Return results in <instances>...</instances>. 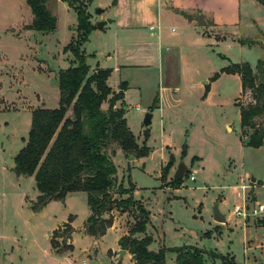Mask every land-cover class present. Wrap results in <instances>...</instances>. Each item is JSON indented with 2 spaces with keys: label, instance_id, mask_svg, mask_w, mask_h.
<instances>
[{
  "label": "rangeland",
  "instance_id": "obj_1",
  "mask_svg": "<svg viewBox=\"0 0 264 264\" xmlns=\"http://www.w3.org/2000/svg\"><path fill=\"white\" fill-rule=\"evenodd\" d=\"M48 5L57 21L53 31L43 32L28 27L25 0H0V264H137L127 249L118 250L119 236L133 222L129 211L113 209L106 232L89 235L83 226L90 212L86 191L67 192L34 210L33 176L12 169L31 111L58 105L57 70L73 58L64 47L76 33V12L67 0ZM177 7L197 25H188ZM87 10L94 26L81 46L86 61L110 68L113 89L125 81L127 124L136 141L149 147L139 156L117 148L112 158L117 179L131 181L134 197L149 210L150 247L194 244L229 253L239 264H264V226L258 221L264 210L235 212L236 205L252 210L264 204V144H245L252 128L242 127L236 114L251 94L241 91L238 73L223 69L232 62L255 66L258 58L264 60V3L88 0ZM159 44L167 46L163 58ZM155 96L157 104L150 108ZM146 111L152 114L147 125ZM257 123L262 125L264 116ZM171 154L173 163L163 175ZM180 162L187 174L174 184L170 180ZM215 206L224 221L214 218ZM174 257L173 250H165V264H175ZM205 259L211 261L207 253Z\"/></svg>",
  "mask_w": 264,
  "mask_h": 264
},
{
  "label": "trees",
  "instance_id": "obj_2",
  "mask_svg": "<svg viewBox=\"0 0 264 264\" xmlns=\"http://www.w3.org/2000/svg\"><path fill=\"white\" fill-rule=\"evenodd\" d=\"M25 1L31 11L28 27L53 31L57 17L48 5L49 0ZM258 1L264 3V0ZM67 2L76 12L77 24L74 37L64 47L73 58L67 66L57 70L58 105L39 106L31 111L27 137L13 157L14 172L34 178L38 193L32 208L39 210L51 199H62L67 192L84 190L90 211L83 222L87 234L103 235L113 223L115 208L132 214L133 222L128 231L119 236L118 244L131 253L137 264H165L166 249L175 252V264H214L215 258H219L221 264H239L229 253L194 244L150 247L153 236L147 232L149 210L141 199L134 197L131 181L126 185L123 179H117L112 158L117 148L139 156L147 153L149 147L136 141L127 124L123 102L125 81H120L118 89H113L107 81L110 68H91L86 61L81 46L94 26L89 20L88 0ZM180 12L192 19L186 11ZM251 40L240 38L243 43ZM223 69L238 73L241 91L249 90L251 94V100L239 106L241 126L252 128L245 144L255 147L264 144V123H257V119L264 116V60L258 58L255 66L248 61L232 62ZM217 74L218 71L214 72L211 78ZM157 101L155 96L149 107L156 106ZM172 163L171 154L163 175ZM186 174L187 170L183 176ZM182 179L172 176L170 181L180 184ZM258 221L264 226V214ZM66 226L72 229L70 223ZM206 253L210 262L205 259Z\"/></svg>",
  "mask_w": 264,
  "mask_h": 264
},
{
  "label": "water",
  "instance_id": "obj_3",
  "mask_svg": "<svg viewBox=\"0 0 264 264\" xmlns=\"http://www.w3.org/2000/svg\"><path fill=\"white\" fill-rule=\"evenodd\" d=\"M98 10L101 11L102 9H98ZM103 23H104V21H99V22L97 23V26H98V27H102ZM239 115H240V114H239V112H238V113L236 114V116H239ZM150 122H151V112H150V111H146V112H145V115H144L143 123L147 125V124H149ZM186 170H187V167H186L185 163L180 162V163L178 164V166H177V168H176V170H175L173 176L178 177V178H182V177H183V174H184V172H185ZM214 218H215L217 221H224V220H225L224 215L218 211V209H217L216 206H215V208H214ZM123 251H124V249L121 248L119 252L122 253Z\"/></svg>",
  "mask_w": 264,
  "mask_h": 264
},
{
  "label": "crops",
  "instance_id": "obj_4",
  "mask_svg": "<svg viewBox=\"0 0 264 264\" xmlns=\"http://www.w3.org/2000/svg\"><path fill=\"white\" fill-rule=\"evenodd\" d=\"M176 8V7H175ZM177 9L179 10V11H181V10H184V11H186L185 9H180V8H178L177 7ZM202 13V12H201ZM184 16V15H183ZM184 18V20L187 22V24L188 25H197V24H195V21L193 20V19H189V18H187L186 16H184L183 17ZM153 26V25H152ZM172 30H174V28L172 27ZM158 41L160 42V28H159V32H158ZM163 49H167V46L166 47H162V46H160V44L158 45V53H159V57H161V58H163V55H164V50ZM106 56H108V54H103L102 55V57L103 58H105ZM167 55H165V57H166ZM91 66V65H90ZM95 66H101V67H106V66H104V65H102V64H100L99 62H96L93 66H91V68H93V67H95ZM107 81H108V79H107ZM152 115V114H151ZM222 222V221H221ZM119 251H120V249H118ZM129 254V256L131 255V253H128Z\"/></svg>",
  "mask_w": 264,
  "mask_h": 264
},
{
  "label": "built area",
  "instance_id": "obj_5",
  "mask_svg": "<svg viewBox=\"0 0 264 264\" xmlns=\"http://www.w3.org/2000/svg\"><path fill=\"white\" fill-rule=\"evenodd\" d=\"M189 177L191 178V179H193L194 178V175L191 173L190 175H189ZM246 208H248L247 206L246 207H241V206H239V205H236L235 206V212L237 213V214H242V215H244V216H246V215H248L249 213L250 214H253V215H256V214H258V213H260V212H262L263 210H264V204L263 203H259L258 205H257V207H253L252 208V210H247Z\"/></svg>",
  "mask_w": 264,
  "mask_h": 264
}]
</instances>
